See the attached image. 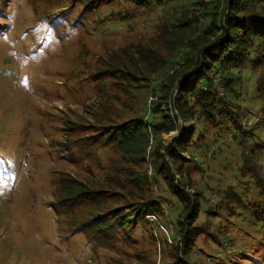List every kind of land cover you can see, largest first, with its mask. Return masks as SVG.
<instances>
[{"label": "trees", "instance_id": "obj_1", "mask_svg": "<svg viewBox=\"0 0 264 264\" xmlns=\"http://www.w3.org/2000/svg\"><path fill=\"white\" fill-rule=\"evenodd\" d=\"M62 1L52 18L62 23L53 25L66 26L62 36L77 45L66 80L87 87L77 95L84 109L94 98L98 106L91 122L81 115L63 121L50 149L67 160L53 180L57 211L73 215L71 226L89 250L112 253L115 264H201L194 249L210 261L203 246L220 244L221 237L239 247L213 261L264 260V170L256 151L237 146L235 172L224 187L207 184V170L194 155L230 134L253 137L233 96H240L236 87L244 88L246 70L255 77L250 90L264 122V9L258 0ZM7 2L0 0V9ZM117 23L128 24L106 29ZM69 83L62 85L73 96L78 90ZM173 132L163 141L162 133ZM166 208L176 214L170 239L161 225ZM252 232L260 233L261 250Z\"/></svg>", "mask_w": 264, "mask_h": 264}, {"label": "rangeland", "instance_id": "obj_2", "mask_svg": "<svg viewBox=\"0 0 264 264\" xmlns=\"http://www.w3.org/2000/svg\"><path fill=\"white\" fill-rule=\"evenodd\" d=\"M61 2L65 5L62 0H8L5 8L0 9V264H115L112 253L106 257L89 250L84 238L71 226L73 215L57 211L53 180L56 169L66 166L61 162L67 160L51 155L50 149L55 148L54 141L61 134L59 127L64 126L63 121H76L81 115L91 122V113L98 106L94 98L88 100L89 107L84 109L77 95L86 92L87 87L79 88L72 79L66 80L64 70L77 45L70 37L62 36L66 26L53 25L62 23V19L52 20L61 12ZM258 3L264 9V0ZM127 24H109L106 29L121 31ZM241 79L244 88L236 87L240 96L234 94L237 98L234 102L246 118V127L253 137L238 138L230 134L194 154L199 165L207 170L204 178L212 187L229 184L226 176L235 172L238 145L256 151L264 170L261 104L250 90L255 77L246 70ZM64 82H70L78 92L73 96L66 93ZM245 89H248L246 94ZM177 92L178 88L173 95ZM220 93L225 95L226 91L221 88ZM169 108L174 110L173 102ZM178 122L181 120L177 119ZM175 134L162 133L161 138L170 141ZM67 168L79 175L80 170L74 165ZM162 195L172 203L176 201V197L165 192ZM165 212L161 225L165 238L170 239L175 233L176 214L169 208ZM240 219L243 225L247 223ZM259 240L260 233L252 232V241L261 250ZM218 242L203 246L213 258L230 255L239 247L237 241L231 247L222 237ZM194 257L201 264H243L215 262L213 258L208 261L197 249ZM248 264H264V260Z\"/></svg>", "mask_w": 264, "mask_h": 264}]
</instances>
